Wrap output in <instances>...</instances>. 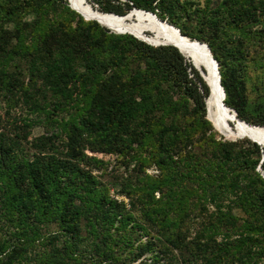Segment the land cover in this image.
I'll return each instance as SVG.
<instances>
[{"label":"trees","instance_id":"obj_1","mask_svg":"<svg viewBox=\"0 0 264 264\" xmlns=\"http://www.w3.org/2000/svg\"><path fill=\"white\" fill-rule=\"evenodd\" d=\"M210 1L93 0L107 14L155 13L208 44L225 105L264 127V101L251 103L229 65L245 57L241 41L227 34L258 24L264 0ZM60 11L76 24L50 16ZM191 63L85 21L67 0H0V104L36 117L0 118V264H264V149L219 135ZM88 151L114 155L111 174Z\"/></svg>","mask_w":264,"mask_h":264},{"label":"bare ground","instance_id":"obj_2","mask_svg":"<svg viewBox=\"0 0 264 264\" xmlns=\"http://www.w3.org/2000/svg\"><path fill=\"white\" fill-rule=\"evenodd\" d=\"M69 2L76 11L88 19L100 20L103 26L116 32L132 34L150 43H155L156 41L180 43L183 53L189 59L193 56L199 67L205 72L204 80L210 87V95L207 98L208 117L216 130L230 140L237 139L243 135L249 136L264 147V127L253 128L241 122L233 111L226 108L214 63L206 47L198 43L200 41L189 37L182 38V34H179L175 28L169 26V23L161 22L151 12L133 9L126 15L119 16L96 11L86 0H69ZM149 31L153 34H147ZM231 123H236L235 129L231 127Z\"/></svg>","mask_w":264,"mask_h":264},{"label":"rangeland","instance_id":"obj_3","mask_svg":"<svg viewBox=\"0 0 264 264\" xmlns=\"http://www.w3.org/2000/svg\"><path fill=\"white\" fill-rule=\"evenodd\" d=\"M67 1L69 3V6H70L69 0H67ZM188 1H192L196 5L199 4L201 7L206 6V0H188ZM218 1H223V0H211L210 2H212V4H211L212 7L215 6L216 2H218ZM21 2H24V0H21ZM86 2L94 10L100 12V7L98 5H96L93 2V0H86ZM63 9H64V7H63ZM26 10L27 9L25 8V11ZM71 10L75 11L73 8H71ZM50 14H51L50 16L52 18H54L57 15V18L64 19L67 24L74 25V24H76V21H77L76 19H72L70 16V12H67V11H60L58 14L51 12ZM156 17L158 18V16H156ZM85 21L89 22V21H95V20L85 19ZM160 21L163 22L164 20L163 21L160 20ZM44 22L46 23V19ZM166 23H168V22H166ZM183 24L184 25H190V28H192V30H194L193 36H199L200 35L198 32L201 33L202 29H201V26L199 24L195 25L194 22L190 23L187 21H183ZM109 29H111V28H109ZM9 30H10V26H7V25L2 29V31L5 32L6 34L9 33ZM111 31L116 33V31L113 29H111ZM240 32H244L246 37H241ZM126 34H128V33H126ZM147 34L151 35L153 33L149 31V32H147ZM227 34L229 35V37H231L232 40H235V44H238V41L239 42L241 41L237 45V47H238L237 50L240 49V50L244 51V53H245L244 58L241 57V58L235 59L233 61H232V55H231L229 65L232 66L233 65L232 63H235L234 65H235L236 69H238L239 74L245 78H248V86H249L248 87V93L250 94V101H252L251 103L257 104L261 101H264V96H262V95H264V84L263 83L260 84V82H262L261 79L263 78V72H264V16L260 17V21L258 24H253V23L247 22L246 25L243 26L242 28L241 27H234L232 29L228 28ZM211 35H212L211 31L206 33V36H211ZM205 38H207V37H205ZM228 40H229L228 38H226V37L224 38V41L226 43L227 42L229 43ZM199 69H200L201 73H203L205 75L204 70L201 69L200 67H199ZM7 110H8V106L5 103L0 104V118L4 117L6 119H9V118L14 119V118H17L18 115L23 114L25 116L30 115V117L32 119L36 120V117L33 116L34 114L28 115L29 112H27V108L24 107V105L14 106L12 108V110H10L12 113H10L9 115H7ZM244 123H246V122H244ZM251 126H253V125H251ZM231 127L233 129H235L236 123H231ZM9 130H11V129H9ZM44 132H45L44 125L43 124H41V125L37 124L33 128L32 136H35V137L40 136ZM219 135H221V134L219 133ZM8 136H9L8 137L9 140L11 141L12 139H16V137L19 136V132L16 128H13ZM261 147L264 149V147L262 145H261ZM88 154L89 155H95L98 158H103L105 161H108L109 163H111V166H110L109 172H108L109 174H111V172L113 171L112 168H113V165L115 164V159H116L114 157V155H111V154L104 155V154H100V153H92L90 151H88ZM122 172H123L122 169L117 168V170H116L117 175H120ZM155 172H156V170H154V168H152L148 171V173H151V174H153ZM110 178H111V176L107 175L102 179L105 181V180H108ZM6 225H8L10 227L9 223H6ZM52 230H55V228L53 227ZM13 231H15V230H13ZM25 264H36V263L32 262V263H25Z\"/></svg>","mask_w":264,"mask_h":264},{"label":"water","instance_id":"obj_4","mask_svg":"<svg viewBox=\"0 0 264 264\" xmlns=\"http://www.w3.org/2000/svg\"><path fill=\"white\" fill-rule=\"evenodd\" d=\"M70 6H71V8H73L72 7V5L70 4ZM74 9V8H73ZM136 9V8H135ZM75 10V9H74ZM137 10H139V9H137ZM76 11V10H75ZM78 12V11H77ZM145 12H147V11H145ZM79 13V12H78ZM81 14V13H80ZM151 14H153L154 16L156 15L155 13H152L151 12ZM85 19H88L87 17H85L83 14H81ZM95 21H97V22H99L101 25H103L102 23H101V21L100 20H95ZM163 21V20H162ZM163 22H167V21H163ZM169 26H171L172 28H176L175 26H173V25H169ZM106 27V26H105ZM108 28V27H107ZM109 29V28H108ZM111 30V29H110ZM176 30L178 31V33L179 34H182L181 33V31H180V29H178V28H176ZM116 33H118V34H123L122 32H116ZM136 37V36H135ZM181 37L182 38H187V36H184V35H181ZM136 38H138V37H136ZM138 39H140V38H138ZM142 41H144V42H146V43H148V44H150V45H152V46H174V47H176L185 57H186V59L190 62V60H191V62L193 63V66L199 71V69H198V67H199V64L197 63V61L195 60V58L192 56V58H188L184 53H183V51H182V49H181V45H180V43H174V42H171V41H156L155 43H150V42H147V41H145V40H143V39H141ZM201 46H205L206 47V49H207V51H208V53H209V55H210V58H211V60H212V62L214 63V69H215V71H216V73H217V77H218V82H219V85H220V88H221V91H222V94H223V99L225 100V98H226V93H225V90H224V88H223V86H222V84H221V74H220V71H219V63L217 62V60L215 59V57L213 56V53H212V51H211V49H210V47H209V45L208 44H206V43H200V42H198ZM200 72V71H199ZM201 74V73H200ZM202 76V75H201ZM204 79V78H203ZM207 85H208V83H207ZM209 86V85H208ZM210 88V87H209ZM207 100L208 99H206V104H207ZM225 104V103H224ZM226 106V105H225ZM226 108L227 109H229V110H231V111H233L234 113H235V115H237L238 116V114H237V112L234 110V109H231V108H229V107H227L226 106ZM207 118L209 119V117H208V108H207ZM240 120V119H239ZM241 122H244L243 120H240ZM247 125H249L248 123H246ZM214 126V125H213ZM253 128H260L259 126H252ZM214 128H215V126H214ZM216 129V128H215ZM225 139H227L226 137H224ZM243 138H248V139H250V140H252L253 142H256L257 144H259L260 146H261V144L259 143V142H257L256 140H254L253 138H251V137H249V136H241V137H238L237 139H243ZM237 139H233V141H235V140H237ZM227 140H230V139H227Z\"/></svg>","mask_w":264,"mask_h":264}]
</instances>
